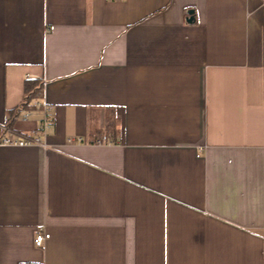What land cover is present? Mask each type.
<instances>
[{"label":"crops","instance_id":"0c3cea01","mask_svg":"<svg viewBox=\"0 0 264 264\" xmlns=\"http://www.w3.org/2000/svg\"><path fill=\"white\" fill-rule=\"evenodd\" d=\"M33 80L0 264H264V0H0V137Z\"/></svg>","mask_w":264,"mask_h":264},{"label":"built area","instance_id":"2783aa9c","mask_svg":"<svg viewBox=\"0 0 264 264\" xmlns=\"http://www.w3.org/2000/svg\"><path fill=\"white\" fill-rule=\"evenodd\" d=\"M33 104L41 110V117L35 129L30 132H15L8 125V119L6 118L3 125L4 134L0 137V145L9 146H27L31 144H43L42 136L45 135L51 127L52 115L51 106L44 104L40 101H34ZM18 113L22 115V119H26L30 114L29 109L18 107ZM49 233L46 231H40L36 233L33 241L36 246H41L46 239L49 238Z\"/></svg>","mask_w":264,"mask_h":264},{"label":"trees","instance_id":"16d2710c","mask_svg":"<svg viewBox=\"0 0 264 264\" xmlns=\"http://www.w3.org/2000/svg\"><path fill=\"white\" fill-rule=\"evenodd\" d=\"M39 83L36 80L27 81L26 82V96L23 103L20 104L22 108L25 109H34L36 106L33 104L36 101V96H38L41 87L38 85ZM18 108L12 110V114L16 115L18 113ZM115 126V117H114V110L108 109L105 117V133L109 131H113ZM108 131V132H107ZM23 264H39V263H32L26 262Z\"/></svg>","mask_w":264,"mask_h":264},{"label":"water","instance_id":"95a60500","mask_svg":"<svg viewBox=\"0 0 264 264\" xmlns=\"http://www.w3.org/2000/svg\"><path fill=\"white\" fill-rule=\"evenodd\" d=\"M190 12H191V11H190ZM191 18H192V17L190 16L187 20L190 21Z\"/></svg>","mask_w":264,"mask_h":264}]
</instances>
